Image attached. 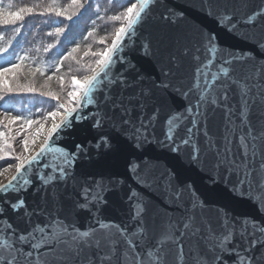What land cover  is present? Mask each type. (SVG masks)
I'll return each instance as SVG.
<instances>
[{
	"label": "snow or ice",
	"instance_id": "6c2138e0",
	"mask_svg": "<svg viewBox=\"0 0 264 264\" xmlns=\"http://www.w3.org/2000/svg\"><path fill=\"white\" fill-rule=\"evenodd\" d=\"M68 7L41 15L95 11ZM112 20L111 43L84 52L90 74L65 84L50 65V126L25 121L36 132L0 183V264H175L176 245L184 264H264V0H139ZM22 66L0 69V93L36 91L15 79Z\"/></svg>",
	"mask_w": 264,
	"mask_h": 264
},
{
	"label": "trees",
	"instance_id": "16d2710c",
	"mask_svg": "<svg viewBox=\"0 0 264 264\" xmlns=\"http://www.w3.org/2000/svg\"><path fill=\"white\" fill-rule=\"evenodd\" d=\"M54 2L63 5L69 14L74 11L68 7L71 0H0V9L5 13L19 11L21 8L32 9L31 12H24L22 20L14 24L0 22V49H8L0 52V69L9 68L17 63L22 64L15 79L22 86H32L36 89L34 92L0 93L3 95V99H0V114L4 118L6 115H19L21 119L16 122L21 125H25L27 120L42 122V114L46 115L55 103L42 95L47 91L60 90L55 67L50 65L59 64V75L64 77L65 84L69 83L73 75L90 74L88 68L94 66V61L98 57L85 56L84 52L100 51L107 46L116 28L123 22L112 20V16L120 15L136 0H92L95 11L90 9L83 15L74 17L72 22L54 14L41 15L45 12L46 5ZM65 26H70L71 31L59 35L55 32L56 27ZM102 38L105 40L104 44L100 43ZM49 44L53 47L45 52L44 49ZM72 47H77V52L68 56L67 53L71 52ZM25 54L29 58L20 61L19 56ZM37 68L40 72H36ZM5 75L9 76L10 82L13 81L14 73L8 72ZM49 77L52 78L49 80ZM37 126L34 124L28 131L31 132ZM0 130L7 132L3 127H0ZM9 137L8 134L7 141ZM15 147L4 150L0 156V164H6L14 159Z\"/></svg>",
	"mask_w": 264,
	"mask_h": 264
},
{
	"label": "rangeland",
	"instance_id": "374dc122",
	"mask_svg": "<svg viewBox=\"0 0 264 264\" xmlns=\"http://www.w3.org/2000/svg\"><path fill=\"white\" fill-rule=\"evenodd\" d=\"M135 3H137V2H135ZM113 38H114V35L112 36V38L110 39L108 44L111 43V40ZM6 76L9 78L8 75H6ZM77 77L82 78L83 76H77ZM0 127L5 128L8 132V134L10 135L9 140H8L10 142L7 141V144L11 145L12 146L11 148L15 147V144H17L15 147V154H16V156L19 155L21 152L20 142L24 138L26 132H28L27 124L21 125V124L17 123L16 121H14L12 124L8 125L5 118L0 114ZM36 128L32 129V131H31L32 134H35ZM0 143H3V141H0ZM15 163H16V161H15V159H13L6 164H0V182L2 180H4L5 178H7V176L4 173L5 171H6V174H8V171H14L15 170L14 166L8 167L9 164L14 165Z\"/></svg>",
	"mask_w": 264,
	"mask_h": 264
},
{
	"label": "water",
	"instance_id": "95a60500",
	"mask_svg": "<svg viewBox=\"0 0 264 264\" xmlns=\"http://www.w3.org/2000/svg\"><path fill=\"white\" fill-rule=\"evenodd\" d=\"M137 4L139 3V0H136ZM218 35L219 38L221 40V43L229 45V46H233L235 45V41L226 33H224L223 31H218ZM202 82V81H201ZM94 98H95V93L93 94ZM195 102V101H193ZM55 146V145H53ZM50 155V154H49ZM24 175H31V169H29L27 172L23 173ZM15 175V170L4 180H2L0 183H7L8 180L11 179V177ZM241 211H250V209H248L247 207H244L242 209H240ZM167 243H169L168 241H166V245ZM186 252V246L185 247H180L179 245H176L175 247V264H184V253ZM169 264H172V261H169Z\"/></svg>",
	"mask_w": 264,
	"mask_h": 264
},
{
	"label": "bare ground",
	"instance_id": "6f19581e",
	"mask_svg": "<svg viewBox=\"0 0 264 264\" xmlns=\"http://www.w3.org/2000/svg\"><path fill=\"white\" fill-rule=\"evenodd\" d=\"M43 123H44V125H45V128H47L48 126H50V123H51V118H49L48 120H43L42 121ZM42 136H38L37 137V139H36V144H38V143H40V141L42 140ZM13 171H8V174H6V171L4 172L5 173V175L8 177L11 173H12Z\"/></svg>",
	"mask_w": 264,
	"mask_h": 264
}]
</instances>
